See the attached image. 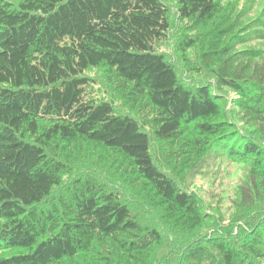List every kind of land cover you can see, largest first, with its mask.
<instances>
[{
  "label": "trees",
  "instance_id": "1",
  "mask_svg": "<svg viewBox=\"0 0 264 264\" xmlns=\"http://www.w3.org/2000/svg\"><path fill=\"white\" fill-rule=\"evenodd\" d=\"M235 11L0 0V264H264V18ZM213 155L248 168L227 224L188 189Z\"/></svg>",
  "mask_w": 264,
  "mask_h": 264
},
{
  "label": "rangeland",
  "instance_id": "2",
  "mask_svg": "<svg viewBox=\"0 0 264 264\" xmlns=\"http://www.w3.org/2000/svg\"><path fill=\"white\" fill-rule=\"evenodd\" d=\"M229 1L234 2V7H236L234 14L236 15L241 14V11L246 8L242 19L238 16L240 25L247 24L259 17L264 18V0H256L255 2L224 0L225 3ZM244 46L264 48V40H254L251 44ZM165 49L170 52L169 47H165ZM98 76L100 78L101 74ZM101 88L102 92L108 89V87L103 86V83ZM230 96L232 97L233 94ZM122 108L127 109L123 106ZM247 178L248 168L245 164L241 162L231 163L224 160L222 156H214L209 158L206 164H203L198 173L190 174L187 181L189 183L188 189L201 197L207 213L216 222L224 221L227 224L240 214L239 191Z\"/></svg>",
  "mask_w": 264,
  "mask_h": 264
}]
</instances>
